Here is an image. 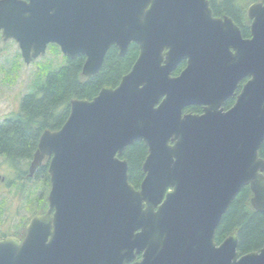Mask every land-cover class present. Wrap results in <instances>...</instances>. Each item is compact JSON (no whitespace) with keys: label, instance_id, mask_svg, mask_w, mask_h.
<instances>
[{"label":"water","instance_id":"water-1","mask_svg":"<svg viewBox=\"0 0 264 264\" xmlns=\"http://www.w3.org/2000/svg\"><path fill=\"white\" fill-rule=\"evenodd\" d=\"M246 17L248 37L209 0H0L1 36L25 63L53 43L83 55L88 78L111 45L139 48L115 87L71 99L63 125L41 133L29 175L50 157L48 207L23 238H0V264H264V243L237 250L238 228L214 241L242 187L264 212V0ZM136 140L148 150L137 189L120 157Z\"/></svg>","mask_w":264,"mask_h":264},{"label":"trees","instance_id":"trees-1","mask_svg":"<svg viewBox=\"0 0 264 264\" xmlns=\"http://www.w3.org/2000/svg\"><path fill=\"white\" fill-rule=\"evenodd\" d=\"M259 0H209L214 16L227 15L240 27L242 36L248 37L250 21L246 17L247 6ZM3 41L0 34V42ZM56 46L55 44H50ZM138 45L131 42L123 55L118 54L115 45H111L104 56L97 73L86 78L81 74L85 57L77 55L66 57V61L56 69L45 66L40 70V83L36 92L25 94L17 112L0 122V156L18 170V190L26 189L30 179L24 173V166L32 158L41 133L45 129H59L69 116L71 99L91 100L103 86L115 87L121 77L126 74L137 59ZM18 55L21 58L20 53ZM185 66L182 61L173 71L177 75ZM17 67V66H16ZM185 111L199 110L197 105L189 106ZM147 146L142 140L127 145L120 157L128 164V181L138 188L144 176L142 164L147 154ZM260 157L264 158V140L259 149ZM48 161L42 163L35 176H42L38 185L45 189L49 186L47 174ZM251 191L248 185L241 188L222 215L214 235V241L220 243L230 232L238 228L237 250L241 253L259 250L264 243V212L255 211L250 204ZM41 195L35 199L26 198L25 208L30 216L42 212L46 206L40 201ZM27 218L20 220L9 233L23 236ZM5 236V234H0Z\"/></svg>","mask_w":264,"mask_h":264},{"label":"rangeland","instance_id":"rangeland-1","mask_svg":"<svg viewBox=\"0 0 264 264\" xmlns=\"http://www.w3.org/2000/svg\"><path fill=\"white\" fill-rule=\"evenodd\" d=\"M20 50L17 43L12 40L0 42V122L19 109L22 97L30 92H36L40 83V70L45 66L56 69L66 61V56L57 46L48 45L44 54L25 63L18 55ZM17 66V67H16ZM28 163L24 166L27 171ZM11 165L0 156V234H9L14 226L23 219H28L30 214L25 208L26 198L35 199L41 195L40 201H47L49 186L39 188L43 181L42 176H33L26 183V189L18 190L15 185ZM11 181V182H9ZM47 207V202L46 206Z\"/></svg>","mask_w":264,"mask_h":264},{"label":"flooded vegetation","instance_id":"flooded-vegetation-1","mask_svg":"<svg viewBox=\"0 0 264 264\" xmlns=\"http://www.w3.org/2000/svg\"><path fill=\"white\" fill-rule=\"evenodd\" d=\"M222 16H224V15H222ZM222 16H215V17H222ZM173 73V72H172ZM179 74V73H178ZM173 75V74H172ZM247 80V78H245V79H243V80H241L238 84H237V86H236V88L234 89V91H233V94L231 95V96H229V97H227V98H225L224 99V101L222 102V104H221V108H222V110L223 111H227L233 104H234V102H235V100H236V96H237V94L240 92V90H241V87H242V85H243V83L245 82ZM197 107H199V110H196V111H189V112H193V113H201L202 112V106H197ZM185 111V110H184ZM187 112V111H186ZM148 151V150H147ZM148 153V152H147ZM147 155V154H146ZM1 157H3V156H1ZM32 158H33V156H32ZM32 158L28 161V166H27V171L25 172V174L26 175H28V176H34V174H35V172H36V170H37V168L35 169V171L33 172V174L32 175H29V169H28V167H29V165H30V163H31V160H32ZM50 160V157L49 156H44L43 158H42V161H41V163H40V165L42 164V163H44L45 161H49ZM39 165V166H40ZM10 169H11V171H12V173H13V175L15 176L14 178H15V185H17V177H18V175H17V167H13V166H11L10 167ZM143 174H144V172H143ZM144 177V176H143ZM143 179V178H142ZM0 181L1 182H4V177L2 176L1 177V175H0ZM46 210V209H45ZM141 259V253H139V254H137L136 255V261H139ZM133 262L134 261H131V262H125L124 264H133Z\"/></svg>","mask_w":264,"mask_h":264}]
</instances>
